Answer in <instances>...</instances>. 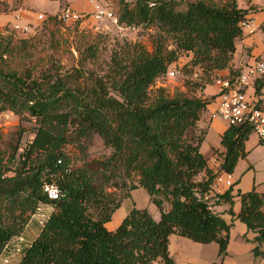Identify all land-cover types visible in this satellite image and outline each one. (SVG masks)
<instances>
[{"label":"trees","instance_id":"trees-1","mask_svg":"<svg viewBox=\"0 0 264 264\" xmlns=\"http://www.w3.org/2000/svg\"><path fill=\"white\" fill-rule=\"evenodd\" d=\"M118 4V24L157 29L154 51L139 42L125 44L111 54L101 76L86 68L96 57L94 47L81 51L79 68L62 73L39 64L38 46L30 39L0 31V114H27L36 123L24 147L17 144L9 154L0 148V255L24 232L41 203L54 207L36 239L24 246L19 264H176L169 250L173 234L201 244L215 242L219 256L227 254L233 223L199 195L213 194L215 178L234 172L248 154L245 143L253 132L247 125L228 126L215 173L201 152L206 131L189 136L214 97L193 92H203L219 71L237 75L231 68L236 41L244 36L241 21L250 18L254 6L242 8L239 0ZM16 8L0 0V13ZM184 52L191 55L189 72L202 70V82L188 80L191 93L177 91L172 97L164 88L152 92ZM254 86L261 95L264 77ZM96 136L112 151L91 159ZM201 173L205 176L198 181ZM46 182L57 184L59 199L48 198ZM232 186L216 193L219 202L233 204ZM139 187L161 210V219L134 207L115 230L108 229L122 201ZM236 196L241 204L236 217L256 234L253 254L264 259V194L254 187ZM230 213L235 215L232 208Z\"/></svg>","mask_w":264,"mask_h":264},{"label":"rangeland","instance_id":"rangeland-1","mask_svg":"<svg viewBox=\"0 0 264 264\" xmlns=\"http://www.w3.org/2000/svg\"><path fill=\"white\" fill-rule=\"evenodd\" d=\"M32 1L37 10L47 12L45 14L47 20L36 19L29 24V29L25 31H13L6 25L4 26L3 34H13L16 39H30L32 43L38 46L36 52L40 60L39 64L42 63L44 67L50 70L59 68L62 73H66L71 72L75 67L79 68L81 61L80 53L89 47H94L97 50L96 57L94 59H89L86 64V68L92 70L94 76L104 75L105 68L110 63L111 54L115 50L121 49L125 44L139 42L145 46L149 52L152 53L154 51L156 28L129 27L115 24L109 19L96 21L92 18H85L76 22H66L58 18L56 21H49L50 15H57L60 11L62 0ZM66 1L69 2L68 0ZM95 1L97 2L96 4L109 8L114 14L119 7L118 0ZM246 3L249 4L248 0H239V4L241 5H246ZM91 6H93V3H91ZM41 11L37 12V14ZM13 18V16H10L11 20H13ZM244 34L248 35L246 32H244ZM190 58L191 55L189 53H182L175 64H171L168 68L169 71L177 67L180 73L175 76H170L167 71L164 76L156 81L150 90L154 92L158 88H164L170 97L174 96L177 91H187L191 93V90L186 85V81L189 80L196 83L202 82L203 72L199 68H194L192 73L189 72V70L192 69L191 66L187 65ZM40 68H42V66L38 65L36 69ZM217 78H219V76L215 75L210 85H215ZM211 88L214 89L212 86ZM252 91L253 89L251 87L248 90L249 98L251 94H253ZM201 93L202 91L200 88L197 92H193L195 96H200ZM201 96H203V94ZM212 97L214 96L210 98ZM212 109L214 111L215 103L210 106L209 110L212 111ZM214 116L221 125H227V123L220 118L216 110L214 111ZM200 125L203 129L193 128L190 130L189 136L199 135L202 130H205L204 150L207 145L212 148H219L221 146V125H208L205 121H202ZM35 127V119L27 114L17 115L11 111L1 113L0 148L7 151L9 154L17 144L24 147L33 139ZM68 149L72 153L75 152L72 146H69ZM111 151L110 148L104 146L102 139L96 136L89 149L90 158H104L108 156ZM250 155L249 157L241 158L235 169L234 177L240 180L237 189L249 191L256 187L259 192H264V144H260L259 147L253 149ZM204 176L205 173L199 174L197 180H202ZM213 189L218 191L220 187L214 186ZM233 205L234 204L231 203H222L215 207L216 213H220L229 223H233L230 230L229 250L227 249L226 256H219V245L215 246L216 244H211L212 246H209L207 244L194 242L185 237L172 236L170 250L172 255L174 254L176 258V264H218L215 262L224 260H226L227 263L229 262V264H249L247 261L249 262L250 259L246 258L249 257L251 253L253 254L252 248L255 246V233L248 230L246 225L241 222L236 215L230 213V209ZM134 207L146 209L157 221L161 219V210L151 201L147 190L143 187H139L132 191L130 197L122 201L121 206L115 211L111 220L106 223L108 226L107 228L115 230ZM169 208L170 205L166 202L164 204V209L168 210ZM239 208V201H236L234 209L239 210ZM37 226L38 222L36 227ZM37 228L36 230H38ZM204 247L207 248L204 249ZM213 247L218 248L213 249ZM249 248H251L250 251ZM2 259L3 256L0 257V264L2 263Z\"/></svg>","mask_w":264,"mask_h":264},{"label":"crops","instance_id":"crops-1","mask_svg":"<svg viewBox=\"0 0 264 264\" xmlns=\"http://www.w3.org/2000/svg\"><path fill=\"white\" fill-rule=\"evenodd\" d=\"M5 3H7L11 8H14L15 6L17 7L14 10L7 11L4 13H0V31L4 30V26L11 24L12 21H14V18L17 14L20 15L21 18V24L24 26H28L29 24L34 22L37 19V12L41 10H37L36 6H34L32 0H1ZM62 0L61 2V8L58 14L65 8V7H71L75 11H78L80 13H89L91 10H94V7L96 5V1L94 0ZM52 2V1H51ZM54 2V1H53ZM91 3H93V6H91ZM95 4V5H94ZM18 5V6H17ZM240 7L242 8H249L250 6H254V9L250 10L249 12V17L255 18L258 23V29L254 34H244V36L240 39H237L236 41V52L234 54L232 63H231V68L233 70H239L242 66L247 65V64H252L255 60L257 59H264V31L261 29V26L264 22V0H251L249 4L246 3V5H241L239 4ZM40 13H47L46 11H41ZM10 16H13V20L10 19ZM230 73L229 69H225L222 71H219L216 73L219 77H225L228 76ZM211 86L214 88L212 89ZM211 88V89H210ZM253 89V94L256 93V87L252 86ZM203 94V96H201ZM205 94V95H204ZM251 94V97L253 96ZM202 98H210L211 96H214V98L211 100V103L208 104L207 109L201 116L200 121L198 122L197 129H203L200 125L202 121H205L208 125H213V126H218L221 125V123L217 120V118L214 116V111L218 109V104H219V88L217 85H210L207 84L206 87L204 88L203 92L200 94ZM254 97V96H253ZM255 98H261L264 102V87L261 90V95L255 94ZM215 103V109L213 111H210V106ZM228 128V126L221 125L220 127V137L222 139V135L224 131ZM196 130V129H195ZM205 140L203 141L201 145V152L207 158L208 161V166L211 168L215 173H218L221 168V162H222V156L221 153L224 152V147L221 146L219 148H212L209 147L208 145L206 146V149L204 150V145H205ZM260 144H264V141L259 139V137L255 133H251L248 140L245 143L246 150L248 151V154L246 157L251 156L250 153L252 152L253 149L257 148L260 146ZM214 163H212V162ZM239 163V161H238ZM237 163V165H238ZM236 165V167H237ZM235 167V169H236ZM235 172V170H234ZM232 174V179H233V204L235 205L236 201H239L240 204V199L238 196H236V193L238 190V185L240 184V180H237L234 175L235 173ZM229 187L226 186H220V189L216 191L214 189V193H224L225 191L228 190ZM256 188V187H255ZM253 189V188H252ZM251 189V190H252ZM249 190V191H251ZM257 190V189H256ZM241 191V190H240ZM258 191V190H257ZM242 192H248V191H242ZM259 192V191H258ZM261 194H264V192H259ZM222 203H227V202H219L215 204L212 208L215 212V207L216 205L222 204ZM234 205L231 207L233 209V212L235 215H237L240 211L241 204L239 210L234 209ZM54 211V207L49 205V204H43L42 206V212L40 213H35L29 223L27 224L24 232L20 235L21 238L24 240V246L26 244L32 243L36 237L38 236L39 232L41 231V228L43 226V223L46 221V219L51 215V213ZM220 214V213H218ZM221 215V214H220ZM223 217V216H222ZM227 221V220H226ZM38 222V228L36 227ZM228 222V221H227ZM229 223V222H228ZM107 226V224H106ZM108 227V226H107ZM247 227V226H246ZM36 228L38 230H36ZM249 230V229H248ZM172 236H179L176 234H173ZM171 236V237H172ZM171 237H170V245H171ZM256 237V234H255ZM230 242V241H229ZM211 244H216L215 246H218L217 243L212 242L207 245ZM170 245H169V250H170ZM256 245V243H255ZM212 246V245H211ZM255 247V246H254ZM207 247H204L206 249ZM211 248V247H210ZM218 247H213V249H216ZM253 249V248H252ZM264 249V247H263ZM229 250V249H228ZM251 248H249V251ZM216 251V250H215ZM253 252V250H252ZM170 253L172 255V252L170 250ZM9 251H3L0 257L3 256L2 263L1 264H19L22 254L19 255H13L9 258L8 262H5L6 257L8 256ZM249 255V254H247ZM251 253L249 257L246 259H250L249 264H264V259L261 257H255V255ZM173 259L176 261V258L174 254L172 255ZM218 264H229L227 263L226 260L220 261V262H215ZM231 264H236V263H231Z\"/></svg>","mask_w":264,"mask_h":264},{"label":"built area","instance_id":"built-area-1","mask_svg":"<svg viewBox=\"0 0 264 264\" xmlns=\"http://www.w3.org/2000/svg\"><path fill=\"white\" fill-rule=\"evenodd\" d=\"M45 13L37 15L38 20H45ZM58 18L66 22L80 21L85 18H92L96 21L105 19L112 20L118 24L116 15L107 7L95 5L94 10L89 13H80L71 7H65L58 15ZM12 30H28V26L21 24L20 15L17 14L14 21L8 25ZM258 23L255 18H247L241 21L242 30L248 34H254L258 29ZM180 73L177 67L168 71V75L175 76ZM264 77V59H257L252 64L242 66L237 75L230 77H219L216 79V85L219 88V104L217 113L220 118L227 123L228 126H250L252 132L255 133L261 140H264V102L261 98H255V94L250 98L248 90L254 86L257 79ZM233 179L231 173L222 172L219 174L213 183L214 186L231 187ZM44 191L49 199L57 200L60 198L61 192L56 183L46 182ZM199 199L208 203L212 209L215 204L220 201V198L213 194L199 195ZM41 203L37 208V213L42 212ZM24 248V240L21 236L13 237L5 246L3 251H9L5 262L13 255H19Z\"/></svg>","mask_w":264,"mask_h":264}]
</instances>
